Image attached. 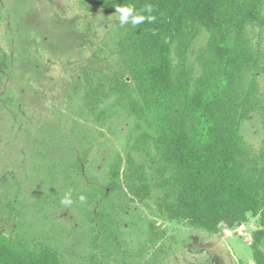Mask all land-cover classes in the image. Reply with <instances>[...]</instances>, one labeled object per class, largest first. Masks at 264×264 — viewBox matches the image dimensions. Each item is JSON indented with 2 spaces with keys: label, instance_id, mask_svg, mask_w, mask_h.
I'll list each match as a JSON object with an SVG mask.
<instances>
[{
  "label": "rangeland",
  "instance_id": "374dc122",
  "mask_svg": "<svg viewBox=\"0 0 264 264\" xmlns=\"http://www.w3.org/2000/svg\"><path fill=\"white\" fill-rule=\"evenodd\" d=\"M120 27L115 12L79 0H0V234L32 248L49 246L62 264H253L254 218L209 234L161 215L155 150L134 133L125 99L111 90L125 74L117 52ZM251 36L263 67L256 77L261 109L240 133L258 153L264 27ZM205 43L203 33L189 64L195 67ZM128 155L150 182L145 201L135 199L123 179L116 192L106 188L111 167L126 169ZM67 192L71 207L60 203Z\"/></svg>",
  "mask_w": 264,
  "mask_h": 264
},
{
  "label": "trees",
  "instance_id": "16d2710c",
  "mask_svg": "<svg viewBox=\"0 0 264 264\" xmlns=\"http://www.w3.org/2000/svg\"><path fill=\"white\" fill-rule=\"evenodd\" d=\"M79 1L105 12L154 6L155 21L120 27L117 52L125 74L111 90L125 99L134 133L155 150L164 190L159 211L209 234L254 218L252 260L264 264V143L255 153L240 133L261 109L256 77L263 67L251 30L264 27V0ZM203 33L195 69L189 56ZM126 163V169L111 167L106 188L116 192L123 179L135 199L147 200L145 172L129 155ZM0 264L62 263L49 246L32 248L0 234Z\"/></svg>",
  "mask_w": 264,
  "mask_h": 264
},
{
  "label": "clouds",
  "instance_id": "9594fccd",
  "mask_svg": "<svg viewBox=\"0 0 264 264\" xmlns=\"http://www.w3.org/2000/svg\"><path fill=\"white\" fill-rule=\"evenodd\" d=\"M153 12L154 6L151 4H146L140 10H137L133 5L119 6L115 11V13L118 14V23L121 26H125L127 24L138 26L140 24H143L145 21L153 22L156 19V17L153 15ZM79 200L81 203H84L86 202V197L80 195ZM60 203L64 207H71V205L73 204L72 193H65Z\"/></svg>",
  "mask_w": 264,
  "mask_h": 264
},
{
  "label": "flooded vegetation",
  "instance_id": "af4514ba",
  "mask_svg": "<svg viewBox=\"0 0 264 264\" xmlns=\"http://www.w3.org/2000/svg\"><path fill=\"white\" fill-rule=\"evenodd\" d=\"M2 67H3V60L0 59V71H1Z\"/></svg>",
  "mask_w": 264,
  "mask_h": 264
}]
</instances>
